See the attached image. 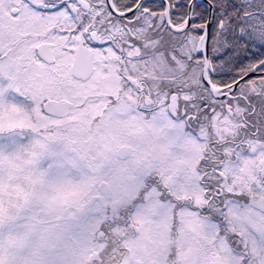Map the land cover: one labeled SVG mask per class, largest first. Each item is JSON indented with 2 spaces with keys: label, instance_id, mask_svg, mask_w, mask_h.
Masks as SVG:
<instances>
[{
  "label": "snow or ice",
  "instance_id": "6c2138e0",
  "mask_svg": "<svg viewBox=\"0 0 264 264\" xmlns=\"http://www.w3.org/2000/svg\"><path fill=\"white\" fill-rule=\"evenodd\" d=\"M0 264H264V0H0Z\"/></svg>",
  "mask_w": 264,
  "mask_h": 264
}]
</instances>
